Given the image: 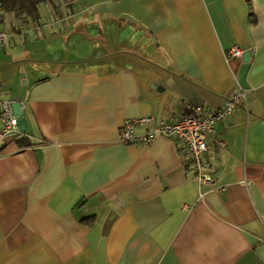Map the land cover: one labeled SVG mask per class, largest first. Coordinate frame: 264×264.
Returning <instances> with one entry per match:
<instances>
[{"label": "crops", "instance_id": "crops-1", "mask_svg": "<svg viewBox=\"0 0 264 264\" xmlns=\"http://www.w3.org/2000/svg\"><path fill=\"white\" fill-rule=\"evenodd\" d=\"M57 5L2 27L0 100L26 130L0 144V264H264V0ZM238 89L206 139L212 185L177 139L118 141L126 119L221 110Z\"/></svg>", "mask_w": 264, "mask_h": 264}, {"label": "built area", "instance_id": "built-area-1", "mask_svg": "<svg viewBox=\"0 0 264 264\" xmlns=\"http://www.w3.org/2000/svg\"><path fill=\"white\" fill-rule=\"evenodd\" d=\"M9 33L0 29V46L4 44ZM244 52H254V48L242 49L232 45L224 51L225 58H240ZM247 89H238L231 97L224 100L221 110H208L203 105L188 107L174 121H156L153 116H142L126 119L119 130L118 141L128 145L134 143H150L157 135H166L177 139L182 147L181 160L188 166L196 183L212 185L214 179L211 176L209 147L206 139L215 133V123L236 108L242 99L246 97ZM143 126L144 131L136 133L135 128ZM21 132L18 118L13 111V100H0V144L6 137L17 135ZM221 190L223 189L220 186Z\"/></svg>", "mask_w": 264, "mask_h": 264}, {"label": "trees", "instance_id": "trees-1", "mask_svg": "<svg viewBox=\"0 0 264 264\" xmlns=\"http://www.w3.org/2000/svg\"><path fill=\"white\" fill-rule=\"evenodd\" d=\"M58 0H0V29L5 23L7 14H12L13 18L21 23L36 21L40 17V8L47 5L51 9H56ZM66 2L68 0H62ZM19 147L27 146L29 143L24 138L17 140Z\"/></svg>", "mask_w": 264, "mask_h": 264}, {"label": "rangeland", "instance_id": "rangeland-1", "mask_svg": "<svg viewBox=\"0 0 264 264\" xmlns=\"http://www.w3.org/2000/svg\"><path fill=\"white\" fill-rule=\"evenodd\" d=\"M42 12H44V6H42L41 7V14H42ZM5 30V29H4ZM32 43V42H31ZM25 43L23 42V43H20V44H18V46H15L16 47V50L17 51H23V50H25ZM4 52H8V50H3L2 48H0V58H2V60L4 59V60H6L7 61V59H6V57H4L3 55H4ZM18 64H16V65H14V70H13V72L14 71H17V69H20V67H18L17 66ZM13 74H15V72L13 73ZM17 77L15 78V81H19V82H23L24 80H25V77H26V72H24V71H18L17 72ZM0 75L2 76V77H5L6 75H7V72H6V70L3 68V69H1V71H0ZM4 75V76H3Z\"/></svg>", "mask_w": 264, "mask_h": 264}, {"label": "water", "instance_id": "water-1", "mask_svg": "<svg viewBox=\"0 0 264 264\" xmlns=\"http://www.w3.org/2000/svg\"><path fill=\"white\" fill-rule=\"evenodd\" d=\"M248 56H249L248 52L243 53V57H248ZM13 111L18 118V125L20 129L26 130V122L22 116L21 105L18 101H13Z\"/></svg>", "mask_w": 264, "mask_h": 264}]
</instances>
